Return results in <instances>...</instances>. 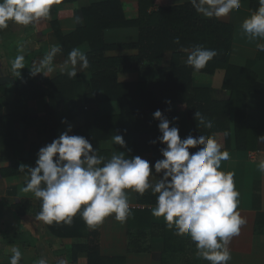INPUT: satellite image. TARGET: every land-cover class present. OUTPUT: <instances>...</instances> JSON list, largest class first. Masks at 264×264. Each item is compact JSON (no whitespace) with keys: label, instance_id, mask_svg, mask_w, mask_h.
<instances>
[{"label":"trees","instance_id":"16d2710c","mask_svg":"<svg viewBox=\"0 0 264 264\" xmlns=\"http://www.w3.org/2000/svg\"><path fill=\"white\" fill-rule=\"evenodd\" d=\"M71 1L75 0H61V2ZM81 15L84 23L67 38L74 41L75 46L84 42L89 43L88 60L92 78L86 84V89L79 80H72L66 75L39 84L30 82L17 85L15 120L19 117V109L23 105L28 106L27 101L29 98H35L37 92L41 94L46 92L49 104L45 118L37 123L40 139L31 145L29 157L20 161L8 173H28L27 168L24 172L18 170L21 164L35 167L38 150L56 138V130L65 124L61 122L62 120L66 119L68 122L72 119L76 108L79 107L77 98L83 91L85 101L81 110L85 113L86 122L75 131V135L87 138L98 150L97 154L106 159L111 156L108 150L102 149V141L116 134L132 135L133 156L139 155L143 158L152 154L148 161L153 167L158 159L163 158L159 149L166 145L159 141L155 144L150 143L156 139L152 133L159 131V121L153 118L152 113L160 109L169 120V110L172 107L187 112L193 124V136L215 135L223 144L222 150L226 149L229 152L233 137L237 149L246 150L250 147L252 135L247 124V96L249 93L264 94V82L258 80L256 73L250 67L231 64L232 25L216 18H203L190 2L172 5L171 0H105L82 9ZM130 27L138 29L137 41L105 42V30ZM176 37H179L178 44L174 42ZM197 44L215 49L218 53L199 72L180 62L184 55L183 48L190 50ZM168 52L172 53L169 65L165 64ZM261 57L264 58V52ZM151 69H156L159 73L154 81L127 83L118 81L121 71ZM218 69H224L226 72L223 89L227 92V96L222 99L214 98L209 88L195 86L197 81L212 77ZM101 91L105 92L108 100L120 104L119 114L105 116L101 113L97 102V96ZM166 100H170L171 104H166ZM195 111L212 120L213 127L208 129L199 126V122L194 119ZM225 132H227L226 136ZM199 147L190 148V153L197 151ZM137 198L145 208L132 210L128 221V252H149L151 239L161 235L165 241L163 264H174L173 262L185 258L188 264H202V258L196 256V245L193 241L183 240L166 226L152 222L148 207L156 204V195L148 190L142 196L137 193ZM23 206L24 203L14 208L19 212ZM40 209L41 201L38 199L36 213ZM243 214H241L243 217H247ZM147 219L148 225L140 230L137 225ZM48 226L58 237L86 239L85 244H76L73 252L74 255L85 252L88 256V264H127L124 256L112 257L102 254L100 225L90 229L79 214L73 217L71 224L61 222ZM260 232H263V229L255 222L253 233ZM241 234L240 231L239 235ZM0 264H9V262L0 259Z\"/></svg>","mask_w":264,"mask_h":264},{"label":"crops","instance_id":"0c3cea01","mask_svg":"<svg viewBox=\"0 0 264 264\" xmlns=\"http://www.w3.org/2000/svg\"><path fill=\"white\" fill-rule=\"evenodd\" d=\"M102 1L105 0L61 2L52 6L50 16L46 20L27 27L9 21L8 28L0 31V259L3 262H9L10 250L16 247L21 251V264H36L40 258H45L48 264H59L60 261H64L65 264H88V256L85 252L77 255H74L73 252L74 246L85 244L86 239L58 237L47 224L37 220L38 198H35L32 193L23 191L29 174H10L8 171L29 157L31 145L40 139L37 123L45 118L49 104L46 92H42V94L37 92V95L34 93L35 98H29L28 106L23 105L19 109V117L15 120L14 113L18 100L17 85L30 82L39 84L66 75L61 72V66L73 48H79L88 57L90 51L88 42L75 46L74 41L67 37L74 34L84 23L81 15L82 9ZM171 1L172 5L189 2V0ZM258 7V0H241V7L238 10L234 9L227 17H222L219 20L233 27L231 64L250 67L256 73L258 80L264 82L262 52L257 50L256 41H248L241 33L243 20ZM138 38L139 31L135 27L113 28L104 32V39L107 43H129L137 41ZM54 44L61 46V52L54 58L52 65L54 71L50 77H46L42 73L32 76L30 68L33 63L38 62ZM18 55L24 56L25 67L20 71H13L12 61ZM187 55L188 53L184 51V55L180 59L182 65L186 64ZM171 59L172 53H166L165 64L169 65ZM225 74L224 69H218L212 77L197 81L195 86L209 88L216 99L225 98L227 96V92L223 89ZM158 76L159 73L156 69L126 70L119 73L118 81L122 83L147 82L156 80ZM91 78L92 71L89 65L88 69L78 72L77 77L71 79L79 80L82 87L86 89V84ZM40 89L42 88L40 87ZM83 93L77 98L79 107L76 108L75 115L67 122L72 125L70 135H75V131L86 122L85 113L81 110L85 101ZM97 102L101 113L105 116L116 115L121 111L120 104L117 101L108 100L104 91L99 92ZM173 117H179V119L173 121ZM169 121H172L170 127L175 125L179 128L181 139L189 134L193 135V124L186 111L176 107L170 108ZM67 124L65 123L56 130V137L66 130ZM247 124L252 135L250 147L246 150L237 149L233 137L229 152L230 159L222 161L220 168L224 172L233 171L235 173V187L240 193L237 210L241 214L247 215L244 217L247 223L241 227L242 234L233 237L230 242L232 258L228 264H264V173L258 170L259 161L264 159V142H257V137L264 135V94H248ZM233 129L232 116V131ZM159 135H161L159 131L152 133L154 138ZM122 136L126 141V147L116 145L114 137H112L101 142L102 149L108 150L110 156L118 154L119 151H125L126 156H133L134 140L132 135ZM127 149H131V153L127 154ZM150 157L152 154L143 157V159L148 161ZM152 169L153 175L150 177V181L154 184L162 173L157 174L154 167ZM128 201L131 210L145 208L138 202L137 193L130 190H128ZM23 203V209L16 212L14 207ZM154 206L148 207L152 222L159 226H166L163 217L156 218L152 215L151 208ZM129 220L130 217L126 222L120 223L115 220L114 214L104 219L100 225L102 254L112 257L124 256L127 264H163L162 255L165 241L161 235L151 239L149 252H128ZM148 222L147 219L137 226L143 230ZM255 222L260 225L263 232L253 233ZM181 238L191 241L187 236ZM173 263L188 264V261L185 258ZM202 264H210V262L202 259Z\"/></svg>","mask_w":264,"mask_h":264},{"label":"clouds","instance_id":"9594fccd","mask_svg":"<svg viewBox=\"0 0 264 264\" xmlns=\"http://www.w3.org/2000/svg\"><path fill=\"white\" fill-rule=\"evenodd\" d=\"M195 11L204 18L227 17L234 9L241 7V0H189ZM61 0H0V31L8 28L9 21L18 25H35L50 16L52 6ZM259 7L241 24L242 35L250 42L256 41L258 51L264 52V0H258ZM79 19V18H78ZM179 43V37L174 40ZM21 46V51H22ZM187 52L186 64L194 71L204 69L217 56L215 49L193 45ZM61 52V46L54 44L38 62H34L30 73H42L46 77L54 71V58ZM24 56L18 55L12 61V69L25 67ZM89 68L85 52L73 48L63 61L61 72L69 78H76L78 72ZM171 104L170 100L165 101ZM158 120L161 135L157 141L166 145L159 149L162 159L154 164L155 173L162 175L156 183H151L153 169L150 162L139 155H125V151L106 159L98 155L87 138L70 135L72 125L66 119L65 131L50 143L42 146L37 153L35 167L21 164L18 168L29 174L24 192H31L41 201V209L36 219L47 225L53 223L71 224L77 214L90 229H95L112 214L116 221L124 223L132 215L128 201V190L143 195L151 190L156 195V204L151 213L156 218L163 217L165 225L174 235L187 236L196 245V256L210 264H228L231 260L229 244L238 236L247 221L237 210L240 193L236 190L233 171L220 170L221 162L230 159L228 150L215 135H187L181 139L179 128L170 127L162 110L152 113ZM179 117H173V121ZM194 119L199 126L211 129L213 121L199 111ZM198 127V125H197ZM227 135V132L224 134ZM116 145L126 147L123 136L116 134ZM264 142V135L257 137ZM190 153V148H197ZM131 149H127V154ZM258 170L264 173V159L258 163ZM9 264H20L21 251L11 248ZM36 264H48L40 258ZM59 264H65L60 261Z\"/></svg>","mask_w":264,"mask_h":264}]
</instances>
